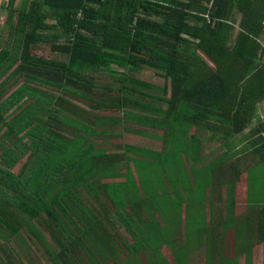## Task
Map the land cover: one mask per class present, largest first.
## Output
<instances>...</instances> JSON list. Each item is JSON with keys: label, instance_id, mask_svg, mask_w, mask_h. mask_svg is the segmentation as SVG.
<instances>
[{"label": "trees", "instance_id": "16d2710c", "mask_svg": "<svg viewBox=\"0 0 264 264\" xmlns=\"http://www.w3.org/2000/svg\"><path fill=\"white\" fill-rule=\"evenodd\" d=\"M6 9L9 29L6 43L0 46V240L6 241L9 250L0 263L15 264L13 261L20 259L12 236L22 225L50 249L55 264H93L95 255L111 260L112 256L118 258L123 248L129 252L124 264L174 263L161 251L162 243L170 245L167 235L149 231V221L159 223L155 218L146 220L139 211L147 214L148 199H138L132 205L134 213H129L114 208L96 191L105 186L101 194L109 202L113 199L106 195L107 183L99 180L126 173L133 178L129 166L133 157L127 152L138 155L141 148L122 144L121 150L112 146L104 151L92 138L118 135L115 128L124 117L151 128L167 125L164 149L141 154L153 160L165 153L164 164L169 160L172 164L177 154L194 162L200 159L202 142L189 134L191 126L203 128L213 137H235L248 131L244 148L231 152L234 163L232 159L226 162L223 152L218 158L224 160L214 167L209 165L217 157L204 164L209 171L186 192V198L196 201L201 197L209 203L213 215L202 228L206 260L217 255L223 261L237 260V254L228 257L224 253L227 236L223 228L238 229L234 239L242 250L240 237L252 228L242 216L252 214L255 205L250 203L247 185L248 212L235 219L240 216L234 212L232 190L240 173L236 166L241 153L253 154L245 167L248 181L252 177L247 171L257 164L264 174V118L250 126L264 100V45L260 42L264 0H23L19 5L8 0ZM43 44L65 58L32 52ZM142 67L155 70L165 83L156 85L128 76V69ZM102 69L112 73L118 87L103 91L96 87L92 73ZM18 79L20 84L8 92ZM68 95L86 107L76 105ZM103 110H121L122 114H100ZM226 144L229 148L225 151L232 147V143ZM22 158L19 169L13 171ZM120 164L126 168L123 172L122 166L118 170ZM224 167L232 171L233 179L224 177ZM152 177L159 182L157 175ZM221 183H225L226 215H222L221 199L214 200ZM83 184L100 208L87 196L80 199ZM260 195H256L258 203ZM166 196L153 203L162 208L169 193ZM261 204L253 226L260 239L264 238ZM134 214L139 215L136 222L129 219ZM34 220L49 233L56 251L48 246ZM118 226L130 234V242L118 238ZM177 235L175 241L182 242L181 233ZM91 241L99 251L88 248ZM242 252L250 264L251 248ZM187 255L178 251L176 264H187Z\"/></svg>", "mask_w": 264, "mask_h": 264}, {"label": "rangeland", "instance_id": "374dc122", "mask_svg": "<svg viewBox=\"0 0 264 264\" xmlns=\"http://www.w3.org/2000/svg\"><path fill=\"white\" fill-rule=\"evenodd\" d=\"M8 0H0V46H3L6 43L7 39V34H8V29L9 25H7V20H6V15H7V5ZM16 5L21 4L23 0H13ZM264 22V21H263ZM234 33L237 31L238 25L237 21L234 24ZM233 33V34H234ZM260 41L262 42V45H264V37L260 36ZM34 54L37 55H43L47 57H54L57 59H64L65 56L62 54H58L55 52H51L48 46L42 45L34 48L32 50ZM200 52V51H199ZM92 74H95L96 76V87L100 90H105V89H111V88H116L119 86V82L115 77L112 75L111 72L108 70H99V71H94ZM128 76L136 77L141 80H145L147 82L156 84V85H162L165 83V80L159 76L155 70L147 68V67H142L138 70H132L128 69L127 70ZM21 82V79L16 80L8 89V92L12 91L14 88H16ZM166 83H168L166 81ZM57 92V91H54ZM169 95V91H168ZM68 98H70L76 105L86 107V105L82 102H80L78 99H75L71 95H68ZM93 112V111H91ZM98 112L96 111L95 114ZM100 114H110V115H121L122 111L121 110H103L99 112ZM256 118L253 119L252 124L250 126H253L258 119H263L264 118V100L260 101L258 106H257V112H256ZM249 126V127H250ZM122 127L124 129H122ZM115 129H119L120 133L118 135H112V136H93V140L96 143H100V145L103 146L101 148L102 150H106L105 148L111 149L112 146L115 149L121 150V145L122 144H131L133 145L134 149L141 148L142 152L136 154H132L130 152H127V154L131 155L133 157V161H130V170L133 175V178L130 174H122L121 176L114 177L110 181H105L103 182L102 180L101 183H107L106 186V195L113 200L108 202V199H106L101 193H104V187L101 186V188L96 189L98 195L100 197H103L102 199L107 202L111 203L114 208H118L120 210H128L129 213L133 212L135 209L134 205L138 199H141L144 197L145 199H148V216L146 212L143 210H139L141 212V215L145 217V219L149 220L152 218H155L156 221L159 224H153L151 221L149 225V231L154 232H160L162 235H167L168 240H170V245L167 242H164V245L162 243L161 251L164 255V257L170 261V263L176 264L175 260L176 259V254L178 251L186 252L188 253L187 256H189V260L187 264H236V260H232L226 263V261H220L217 262L216 259H213L211 257L209 260H206L205 258V251H206V245L200 247L203 245V242L206 237V233L202 231V228L205 229V225L208 222V219H212L213 215H211V209L208 210L209 205L208 203L204 200L201 199V197L196 198V201L190 198H186V192L190 191L191 189H194L195 187V182L197 181L198 177H202L209 171V167L206 164L207 162L213 160L215 157L218 158L223 152L226 153V162L227 160L232 159V162L234 163L235 157L232 158L231 152L234 150H241L243 149L245 145V140L244 138L248 134V131L245 130L244 132H241L240 134L236 135L235 137H228L225 138L220 134H217L216 136H210L208 132H206L205 129L199 128L196 126H191L189 134H195L198 136L201 140V154H200V159L197 162H194L190 157L185 159L183 155L180 157L178 154L176 155V158H174L173 163L170 164L169 160L166 164H164V154H159L158 159L153 158V160H148L147 155H141L145 150L148 149H153V150H158L162 151L164 149V140L167 135L168 127L167 125L164 124L163 127L159 128H151L147 126H143L138 124L135 120L129 119L128 117H124L122 124L120 126H117ZM140 130L141 132L145 133V136L143 134H138L136 131ZM160 138L156 136H160ZM83 137L84 134H83ZM109 141L108 144L106 142ZM232 143V147L228 149L226 143ZM118 145V146H115ZM95 151L97 148H94ZM242 155L239 156V160H237L238 165L236 166V170L240 171L238 173V178H236V181L234 179V189L232 190V199L234 200V212L237 214V216H240L244 213H247L248 210L246 209V190H247V185L248 189L250 192V203L255 204L253 209L254 212L252 214L243 215L242 217L245 218V224H250L252 223V228H251V235H246L248 230H245L244 235L241 236L242 240L240 242H243L241 245L242 249H249L251 248V245L254 243L253 241L257 237V234L252 231L255 230V223L258 220V215L259 214L257 209L262 205L261 203H264V174H261L259 171V166L256 165L253 168L249 169L248 175L252 177L251 181H248L247 176L245 174V167L248 166L247 161L251 162V158L253 156L251 151H244L241 153ZM258 158V156H256ZM24 158H22L13 168V171H17L19 169V166L23 162ZM224 160L223 158H218L216 159L213 163H211L209 166L217 165L218 162H221ZM224 162V161H223ZM225 162V163H226ZM229 162V161H228ZM246 163V164H245ZM123 164L118 165V170L119 167L122 166ZM191 165H194L192 168ZM204 166V167H203ZM166 167L168 169L166 170ZM171 167V168H170ZM226 167V166H225ZM224 169H227L225 168ZM195 168H198L196 171ZM98 170V168H96ZM126 169L124 166L121 167V172ZM95 170V171H97ZM165 170V171H163ZM242 173V174H241ZM263 173V172H262ZM153 175H157V180H154L152 177ZM224 177L229 180L233 179V173L230 169L225 170L223 173ZM151 180H150V179ZM126 179V181H125ZM113 180V181H112ZM201 180V179H200ZM202 183V181H201ZM225 183H221V187L219 189V192L214 196V200L218 201L221 199L222 203V215H224V200H225ZM103 188V189H102ZM262 190V191H261ZM261 191V192H260ZM206 190L204 191V193ZM90 193V189H88V186L86 184H83L80 187V199L83 200L85 196L89 197L90 203L92 202L95 206L100 208L99 204L96 202L95 199L88 196ZM169 193V200L166 205L161 206L162 208H159L157 203H153L156 198H158V201H162L160 198H167L166 194ZM173 193V195H172ZM261 194V199L258 200L256 199V195L259 196ZM94 195V194H93ZM91 195V196H93ZM95 196V195H94ZM93 196V197H94ZM152 197H155L152 200ZM88 200V201H89ZM166 202V201H165ZM257 202V203H256ZM153 203V204H152ZM212 205V204H211ZM147 208L146 206H143ZM76 212H79L77 208H75ZM253 211V210H252ZM137 212V211H136ZM134 213V212H133ZM210 213V214H209ZM81 214V213H80ZM61 215V214H60ZM209 215V216H208ZM221 215V216H222ZM139 215H130L129 219L130 221L134 219L136 222V217ZM240 217H235V219L242 218ZM218 219V218H217ZM239 221V220H236ZM35 224L38 226V228L42 231L45 241L48 243V246L51 248V250L56 251L57 247L53 243L52 238H50L49 233L44 230L40 224L34 220ZM151 228H156L158 229L157 231L152 230ZM230 229H227V227L223 228L226 229L224 234L227 236L226 240H224V243L227 244L224 247L225 254L226 256L230 257L234 253L237 254V259L240 261V264H243V253L242 250H238L237 246L239 244H235V239L234 236L235 231L238 230L235 226H230ZM248 227L244 226V229H247ZM141 229V228H139ZM143 229V228H142ZM118 235L121 237L120 240H124L127 242L131 241V236L130 234L124 230L122 227L118 226ZM206 231V230H205ZM241 231H244L243 229ZM148 232V230H146ZM181 233V236L183 237L182 242H177L175 241L177 234ZM242 233V234H243ZM245 238V239H243ZM13 244L18 247L17 253L20 252V259L19 260H14L15 264H17L19 261H22V264H55L54 259L51 258V254L49 251H47V248H45L38 240L33 238V236L30 234L28 229L22 225L20 228L19 232L16 234V236H12ZM172 241V245H171ZM198 243V244H197ZM12 243L11 245L14 246ZM95 242L91 241L88 244V248L94 250H98L97 247L95 246ZM235 244V246H234ZM8 246L6 245V241L0 240V258H3L4 255H6L7 251L9 250L7 248ZM9 247H11L9 245ZM48 247V248H49ZM84 250H88L85 246H82ZM200 247V249H198ZM234 248V249H232ZM171 250H174L173 253L171 254ZM171 251V252H170ZM108 255H110L109 251H106ZM120 255L118 258H115L112 256L111 260H104V256H98L95 255L97 258L92 261L93 264H124L126 259H128L129 252L127 249L123 248L121 251H119ZM174 254V255H173ZM2 255V257H1ZM94 255V254H93ZM174 257H173V256ZM257 259H263L264 256V249L261 248L256 251ZM218 257V255H217ZM174 258V259H173ZM99 260V261H98ZM104 260V261H103ZM86 261V260H85ZM88 261H86L87 263ZM2 264V262L0 263ZM89 264V263H87Z\"/></svg>", "mask_w": 264, "mask_h": 264}, {"label": "crops", "instance_id": "0c3cea01", "mask_svg": "<svg viewBox=\"0 0 264 264\" xmlns=\"http://www.w3.org/2000/svg\"><path fill=\"white\" fill-rule=\"evenodd\" d=\"M261 37H264V35H262ZM261 42V41H260ZM262 43V42H261ZM114 178V177H113ZM113 178H103V179H101L103 182H105V181H110L111 179H113ZM121 178H122V176H121ZM113 181V180H112ZM209 204V203H208ZM224 215H226L225 213H224ZM225 217V216H224ZM250 230V229H249ZM253 233L255 232L256 234H257V237L255 238V240L253 241L254 243L251 245V260H250V264H264V256H263V259H257V255H256V251L257 250H259V249H261V248H263L264 249V238H262V239H260V233H258L257 231H256V229L254 230V231H252ZM252 233L250 232V231H248L247 232V234L246 235H251ZM243 239H245V238H243ZM246 240V239H245ZM243 242H245V241H243ZM242 242V243H243ZM243 245V244H242ZM202 246H204V245H201L200 247H202ZM200 247H198V249H200ZM243 250V249H242ZM243 253V252H242ZM243 256H244V254H243ZM213 259H216V261L217 262H220V261H223V260H221L220 259V257L218 256V257H216V258H213ZM224 261H226V260H224ZM229 262V261H228ZM226 263H227V261H226ZM236 264H240V261L237 259L236 260ZM243 264H246V262H245V259L243 258Z\"/></svg>", "mask_w": 264, "mask_h": 264}]
</instances>
